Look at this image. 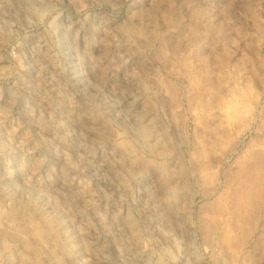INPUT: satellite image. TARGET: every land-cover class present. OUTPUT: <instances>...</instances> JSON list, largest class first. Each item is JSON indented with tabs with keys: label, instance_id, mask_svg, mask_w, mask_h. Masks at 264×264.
Listing matches in <instances>:
<instances>
[{
	"label": "rangeland",
	"instance_id": "rangeland-1",
	"mask_svg": "<svg viewBox=\"0 0 264 264\" xmlns=\"http://www.w3.org/2000/svg\"><path fill=\"white\" fill-rule=\"evenodd\" d=\"M0 264H264V0H0Z\"/></svg>",
	"mask_w": 264,
	"mask_h": 264
}]
</instances>
